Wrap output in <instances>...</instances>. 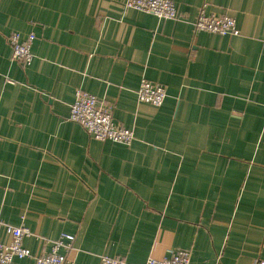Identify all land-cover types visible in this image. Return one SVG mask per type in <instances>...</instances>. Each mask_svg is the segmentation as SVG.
Segmentation results:
<instances>
[{
    "label": "crops",
    "instance_id": "obj_1",
    "mask_svg": "<svg viewBox=\"0 0 264 264\" xmlns=\"http://www.w3.org/2000/svg\"><path fill=\"white\" fill-rule=\"evenodd\" d=\"M126 0H0V222L35 264L62 236L75 264L170 257L264 264V0H170L175 20ZM238 35L194 33L199 12ZM33 35L32 62L6 38ZM165 88L160 107L139 82ZM111 105L129 146L68 120L75 92ZM10 237L0 228V242Z\"/></svg>",
    "mask_w": 264,
    "mask_h": 264
},
{
    "label": "built area",
    "instance_id": "obj_2",
    "mask_svg": "<svg viewBox=\"0 0 264 264\" xmlns=\"http://www.w3.org/2000/svg\"><path fill=\"white\" fill-rule=\"evenodd\" d=\"M126 9L136 10L154 15L159 19L175 20L176 9L170 0H126ZM194 33L207 32L219 36H236L238 30L233 18L227 16H206L201 10L193 24ZM7 44L11 49V58L23 66H29L32 62L31 44L33 35L21 40L17 33H11L7 38ZM166 90L163 86L152 84L146 80L139 82L136 90L138 102L160 107L166 99ZM112 106L84 91L75 92L74 101L70 105L68 120L78 124L87 134L98 141H111L117 144L129 146L134 140L133 133L115 125L111 121ZM264 116V109H263ZM0 228L10 237L8 244L0 242V264H11L14 258L23 259L31 257L30 251L22 246L24 237L29 236L28 230L23 226L2 224ZM72 240L70 236H62L60 240L51 242L50 251L35 258V264H75L59 253L61 247L71 249L70 244L64 246L63 239ZM190 253L187 250L178 249L170 253V257L162 259L148 258L145 264H189ZM98 264H128L120 258L101 256Z\"/></svg>",
    "mask_w": 264,
    "mask_h": 264
}]
</instances>
